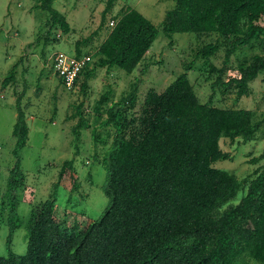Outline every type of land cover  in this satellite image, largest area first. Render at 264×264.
I'll return each instance as SVG.
<instances>
[{
    "label": "trees",
    "instance_id": "1",
    "mask_svg": "<svg viewBox=\"0 0 264 264\" xmlns=\"http://www.w3.org/2000/svg\"><path fill=\"white\" fill-rule=\"evenodd\" d=\"M36 1L49 15L47 26L68 34L70 26L53 8L54 0ZM174 1L175 7L166 12L161 23V32L167 37L215 33L223 38V67L207 64L209 75L216 77L213 90L217 85L224 90L231 88L235 102L248 97L249 83L264 75L263 56L253 55L239 64L237 77L227 81L221 77L233 54L264 38V25L259 24L264 17V0ZM112 8L113 0H107L99 28L75 42L73 57L90 58L80 48L98 36ZM113 18L114 26L106 28L107 36L96 49L95 67L107 71L117 68L129 75L142 63L159 31L133 9H124ZM59 38L57 34L54 39ZM219 48L218 42L202 46L195 51V59L208 60ZM89 62L78 73L74 88L67 91L75 90L81 76L88 78L93 73ZM13 77H6L2 86L11 84ZM86 87L82 83V92ZM108 95L94 107L100 127H110L114 133L102 160L107 173L103 190L109 199L107 207L82 230L57 221L56 189L65 169L72 170L74 163L64 162L52 197L31 211L23 255L11 251L21 185L18 152L28 141L21 109L23 94L17 97L12 128L15 164L6 190L0 192V222L6 220L8 226V255L0 257V264H248L247 260L264 264V165L243 181L212 167L217 161L231 159L220 148L222 138L253 141L264 127V116L256 121L250 110L201 104L185 73L162 93L149 90L137 114L133 111L137 103L134 90L104 110L106 117L102 119L101 107L107 104ZM82 107V103L75 107L76 116H71L79 118L72 129L77 142L80 131L90 127ZM96 133L93 128L92 135H97L94 144L98 143ZM263 159L264 151L251 163ZM239 193H244L243 197L233 204Z\"/></svg>",
    "mask_w": 264,
    "mask_h": 264
},
{
    "label": "rangeland",
    "instance_id": "2",
    "mask_svg": "<svg viewBox=\"0 0 264 264\" xmlns=\"http://www.w3.org/2000/svg\"><path fill=\"white\" fill-rule=\"evenodd\" d=\"M107 0H54L53 8L68 22L70 31L61 34L47 26L49 15L37 7L36 0H0V192H4L10 171L14 168L12 154L15 139L12 128L16 121V99L22 95L21 109L26 117L28 141L19 150L20 187L17 191L18 209L16 229L12 237L11 251L23 255L26 251V227L31 211L40 203L52 197L54 185L62 165L73 160V168L65 169L56 189L55 217L59 223L84 229L97 220L108 205L104 193L107 173L102 162L113 138V130L101 128L94 113L95 104L108 93V102L101 107L102 119L112 103L130 95L134 90L137 112L149 90L162 93L179 75L186 74L201 104L219 109L250 110L254 119L264 116V75L249 83L250 95L235 102L234 91L215 86V76L209 75L207 66L223 67L225 41L215 33H175L169 37L161 32V23L167 11L175 7L174 0H113V8L106 17L102 30L90 45L82 46V54L90 56V73L78 80L74 91H67L60 83L53 69L52 56L64 52L74 56L75 42L95 32L101 24L102 12ZM133 9L149 20L159 31L157 38L145 55L142 63L132 74L112 68L98 69L96 49L107 34L106 28L115 16L123 10ZM259 24L264 25V17ZM60 34L61 38H56ZM49 40L46 41V36ZM219 43V51L210 59H195V51L207 44ZM264 57V38L250 47L239 49L225 67L222 81L237 77V66L248 61L253 55ZM208 64V65H207ZM189 68V69H188ZM10 74L14 80L7 86L2 82ZM86 84L82 92V83ZM83 105L81 112L90 124L80 131L75 141L72 129L78 117H71L74 108ZM75 115V114H74ZM76 116V115H75ZM101 122V121H100ZM93 128L98 134L92 135ZM220 148L231 156L220 160L212 167L233 174L238 181L250 179L256 169L264 165V159L252 164L253 159L264 151V127L253 141L241 139L230 141L222 138ZM76 186V188H75ZM242 192H245L243 190ZM239 193L236 204L243 197ZM6 220L0 222V257H7ZM189 242L186 241V244ZM248 261V264H256Z\"/></svg>",
    "mask_w": 264,
    "mask_h": 264
},
{
    "label": "built area",
    "instance_id": "3",
    "mask_svg": "<svg viewBox=\"0 0 264 264\" xmlns=\"http://www.w3.org/2000/svg\"><path fill=\"white\" fill-rule=\"evenodd\" d=\"M114 21H110L109 28L114 26ZM53 69L62 82L66 90L74 88L75 80L86 62L90 61L89 57L76 59L64 52L55 53L53 56Z\"/></svg>",
    "mask_w": 264,
    "mask_h": 264
},
{
    "label": "crops",
    "instance_id": "4",
    "mask_svg": "<svg viewBox=\"0 0 264 264\" xmlns=\"http://www.w3.org/2000/svg\"><path fill=\"white\" fill-rule=\"evenodd\" d=\"M111 21H114V20H111ZM110 29H111V28H110ZM106 36H107V34H105V37H104V39L106 38ZM104 39H103V40H104ZM147 53H148V52H147Z\"/></svg>",
    "mask_w": 264,
    "mask_h": 264
}]
</instances>
